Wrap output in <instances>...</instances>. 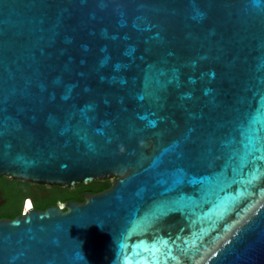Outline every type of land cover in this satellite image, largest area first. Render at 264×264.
Wrapping results in <instances>:
<instances>
[{"label": "water", "instance_id": "obj_1", "mask_svg": "<svg viewBox=\"0 0 264 264\" xmlns=\"http://www.w3.org/2000/svg\"><path fill=\"white\" fill-rule=\"evenodd\" d=\"M0 178L114 179L0 264H264V4L0 0Z\"/></svg>", "mask_w": 264, "mask_h": 264}, {"label": "trees", "instance_id": "obj_2", "mask_svg": "<svg viewBox=\"0 0 264 264\" xmlns=\"http://www.w3.org/2000/svg\"><path fill=\"white\" fill-rule=\"evenodd\" d=\"M114 179L97 180L88 185L78 184L73 188L44 186L0 178V192L4 204L0 206V219H14L22 214L23 204L31 200L32 208L44 211L49 206H59L66 201L83 202L84 193H99L108 189ZM35 190V194L31 193ZM33 197V198H32ZM26 200V201H25Z\"/></svg>", "mask_w": 264, "mask_h": 264}, {"label": "clouds", "instance_id": "obj_3", "mask_svg": "<svg viewBox=\"0 0 264 264\" xmlns=\"http://www.w3.org/2000/svg\"><path fill=\"white\" fill-rule=\"evenodd\" d=\"M253 4H254L255 6H258V5H260V4H264V0H253Z\"/></svg>", "mask_w": 264, "mask_h": 264}, {"label": "built area", "instance_id": "obj_4", "mask_svg": "<svg viewBox=\"0 0 264 264\" xmlns=\"http://www.w3.org/2000/svg\"><path fill=\"white\" fill-rule=\"evenodd\" d=\"M25 201H26V200H25ZM24 206H25V205H24ZM24 206H23V209H22V214H25L27 210L32 209V206H31V208H29V209L26 210ZM58 207H60L61 209L63 208L62 205H59Z\"/></svg>", "mask_w": 264, "mask_h": 264}, {"label": "flooded vegetation", "instance_id": "obj_5", "mask_svg": "<svg viewBox=\"0 0 264 264\" xmlns=\"http://www.w3.org/2000/svg\"><path fill=\"white\" fill-rule=\"evenodd\" d=\"M31 193L32 194H35V190L34 189H31ZM33 198V197H32ZM0 201H3L2 200V193L0 192ZM30 201V200H29ZM31 202V201H30ZM31 204H29V206H30Z\"/></svg>", "mask_w": 264, "mask_h": 264}, {"label": "rangeland", "instance_id": "obj_6", "mask_svg": "<svg viewBox=\"0 0 264 264\" xmlns=\"http://www.w3.org/2000/svg\"><path fill=\"white\" fill-rule=\"evenodd\" d=\"M28 203L31 204L30 201H29V202L26 201V203H25V208H28V207H29V206H28Z\"/></svg>", "mask_w": 264, "mask_h": 264}, {"label": "bare ground", "instance_id": "obj_7", "mask_svg": "<svg viewBox=\"0 0 264 264\" xmlns=\"http://www.w3.org/2000/svg\"><path fill=\"white\" fill-rule=\"evenodd\" d=\"M27 202H29V200H27ZM28 206H29V203H28ZM25 207V206H24ZM31 208V205L28 207V208H25L26 210Z\"/></svg>", "mask_w": 264, "mask_h": 264}]
</instances>
